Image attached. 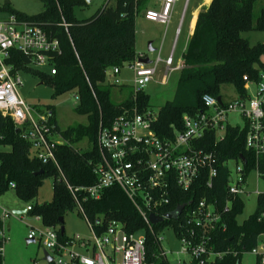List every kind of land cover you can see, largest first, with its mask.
I'll return each instance as SVG.
<instances>
[{
  "label": "trees",
  "instance_id": "1",
  "mask_svg": "<svg viewBox=\"0 0 264 264\" xmlns=\"http://www.w3.org/2000/svg\"><path fill=\"white\" fill-rule=\"evenodd\" d=\"M41 2L43 10L38 14L19 11L10 2L2 10L41 25L52 37L60 40L63 53L56 58L57 73L52 75L34 70L27 65L30 57L24 54H16L13 61L17 68L32 71L51 86L53 97L75 90L78 102L74 110L86 115L87 122L62 129L55 118L56 107L46 105L52 112L51 120L65 139L56 149L59 169L54 162L45 163L33 156L31 143L21 137V130L15 122L0 112V146L9 148L0 150V196L12 189L11 183H15L18 197L32 205V210L27 213L40 215L43 225L56 229L60 240L64 241L69 236L66 230L61 232L64 221L61 222L60 218L79 209L67 184L84 187L98 180L92 160L99 154L97 136L100 124L109 126L124 112L152 109L145 90L136 93L133 85H118L109 76H113L114 67H123L141 56L136 47V19L141 11L154 4L151 0H105L91 17L79 19L76 8L84 5L85 0ZM64 22L68 27L62 24ZM248 31L264 32V0H212L199 12L194 33L182 55L184 66L180 70L175 96L161 107L154 122L159 136L172 138L175 130L183 128L185 115L206 110L204 94L224 99L223 89L232 86L237 96L249 95L244 76L259 80L264 71V42L251 44L243 36ZM246 136L247 123L242 126L228 124L225 139L221 142H215V135H209L207 147L215 151L219 159L213 187L209 188L205 179L198 180L189 191L174 186V198L164 211H174L182 204L191 200L196 203L203 197L224 201L230 176L225 163L229 160L239 161L243 157L247 172L258 164L264 179V155L257 157L246 148ZM84 138L89 139L91 147L77 148L75 145ZM49 177L55 178L53 198L39 203V190ZM77 195L85 214L98 230L105 228L103 224L112 219L121 221L129 232L147 228L138 209L119 186L104 189L97 199L88 197L84 191L77 192ZM244 207V199L237 198L225 215L226 230L218 234L215 244L219 250L232 248L240 253L237 256L227 254L217 264H242L241 252L253 248L264 233V220L260 219L264 213V192L257 196L255 211L241 222L239 216ZM102 219L103 224H98ZM172 224H176L175 219L160 222L155 228ZM147 237L149 249L155 248L153 235L148 232ZM3 261L4 254L0 253V264ZM257 264H260L259 258Z\"/></svg>",
  "mask_w": 264,
  "mask_h": 264
},
{
  "label": "built area",
  "instance_id": "2",
  "mask_svg": "<svg viewBox=\"0 0 264 264\" xmlns=\"http://www.w3.org/2000/svg\"><path fill=\"white\" fill-rule=\"evenodd\" d=\"M179 1L151 0L154 5H149L143 11L144 17L168 28ZM187 4L188 0L176 29V38L167 55L162 40L154 49L153 57L141 54L131 63L125 64L133 73L132 85L136 93L144 90L152 81L166 83L173 71L183 68L181 59L176 63V44ZM62 24L68 27L67 23ZM18 53L30 57L27 65L31 68L48 66V73L55 75L58 70L56 58L63 53L61 42L41 25L22 20L16 14L10 13L0 19V112L10 117L21 130V137L31 143L33 156L45 163L54 162L59 167L56 149L65 139L51 120L52 112L47 108L32 106L22 96L20 90L24 80L21 72L24 69L17 68L13 61ZM146 57H150V63L140 60ZM123 67L113 68L111 81L119 82L116 75ZM161 67L164 73L162 79L157 80ZM244 80L248 96L227 100L222 98V102H219L213 95L204 94L206 110L196 115H185L183 128L175 130L172 138L157 134L154 122L159 112L152 109L124 112L109 126L101 123L97 136L99 154L92 160L97 182L84 187L67 184L92 231V237L85 239L74 235L62 241L56 229L44 225L43 230L31 231L29 238L38 240L44 251L56 252L58 258L52 257L54 264H217L227 254L237 256L240 253L238 250H219L215 244L218 234L226 230L225 215L230 212L235 200L239 197L245 199L252 193L248 191L249 176L254 171L259 179L263 178L258 164L253 170H245L243 157L239 161L229 160L225 163L230 176L224 201L208 197L196 203L191 200L175 219L176 224L165 225L161 229L155 228L156 224L152 223L150 216L156 214L164 217L163 221L170 220L167 214L172 211L164 210L174 198V186L189 191L198 180L205 179L206 185L213 187L218 175L219 159L215 151L207 147V138L215 135V142L225 139L231 113H238L247 123L246 148L257 157L264 155V71L257 81L251 80L248 75L244 76ZM230 161L236 162L235 171L230 168ZM112 186L123 189L147 228L129 232L121 221L112 219L103 224L102 219L98 224H103L105 228L98 230L88 219L77 192L84 191L88 197L97 199L104 189ZM10 187L15 189L16 184L11 183ZM192 203L194 205L187 210ZM31 210L32 205H28L27 212ZM12 214L4 210L0 223ZM37 219L42 221L40 215H37ZM260 219L264 220V213ZM167 228L174 232L179 242L177 251L173 249V243L166 239ZM148 232L154 237L153 249H149ZM6 239L2 231L1 254H4ZM241 253H251L259 258L260 264H264V233L253 248ZM47 263L50 262L44 260V263H40L34 259L31 264Z\"/></svg>",
  "mask_w": 264,
  "mask_h": 264
},
{
  "label": "rangeland",
  "instance_id": "3",
  "mask_svg": "<svg viewBox=\"0 0 264 264\" xmlns=\"http://www.w3.org/2000/svg\"><path fill=\"white\" fill-rule=\"evenodd\" d=\"M105 0H85L84 5L78 6L76 8V15L79 19H85L91 17L98 9L102 7ZM197 0H188L187 9L185 11L184 23L181 27V33L178 37L177 52H176V63L181 59V51L184 46L185 36L188 28V21L191 15V11L195 6ZM205 1V0H203ZM10 2L12 7L19 11H23L28 14H38L43 10V4L41 0H0V19L5 18L10 12L2 10V7ZM209 2V0H207ZM212 2V0H211ZM210 2V3H211ZM209 3V5H210ZM186 0H180L174 11V16H176V26L179 25L180 17L184 11ZM143 14L141 11L137 16V48L138 50H145L152 57L153 52L148 51V45L153 41V46H159L165 35V50H169L172 46L174 38L169 42L168 36L164 32L165 26L162 30H154L151 36L143 34L140 25V16ZM173 16V17H174ZM176 32V31H175ZM243 36L248 38L251 44H256L258 42H264V32L263 31H248L244 32ZM152 37V38H149ZM264 58V57H263ZM34 70L39 72H48L49 67H32ZM164 73V68L161 67L159 73L156 77L157 80H161ZM21 76L24 80V85L21 88L22 96L27 100L32 106L45 108L46 105H54L56 107L55 118L62 129H65L71 125L78 123H86L87 116L78 114L75 112V106L78 102V95L75 90L63 93L57 97H53L54 89L44 83L42 79L32 73V71L22 70ZM180 76V71H173L169 80L166 83H161L159 81H152L146 87L145 91L150 97V105L153 111L159 112L162 106L166 105L173 100L175 96V90L177 81ZM119 79L118 85L132 86L134 78L133 73L128 69L127 66L123 67L121 72L116 75ZM109 78H113L112 75ZM127 89H125L124 94H126ZM224 99H232L237 97V92L232 86H228L223 89ZM119 97L117 96V99ZM229 122L232 125H244V120L238 113H231L229 115ZM79 149H89L91 143L88 138L82 139L75 145ZM8 147L0 146V150H8ZM230 168L235 171L236 162L230 161ZM55 182L54 177H49L45 180L44 185L40 188L37 201L39 203H44L51 201L53 198V185ZM248 191L252 193L249 196L244 197L245 207L242 214L239 216V221H244L247 219L257 207V191L264 192V179L258 178L256 172H252L248 179ZM31 205V204H29ZM28 203L21 200L16 194L14 189L8 190L6 193L0 196V215L4 210L12 212L14 209L27 208ZM64 227L68 236L79 235L82 238L89 239L92 237V231L86 221V219L80 214L79 209L76 208L74 211H69L64 218ZM6 233V242L4 246V264H31L34 259H37L40 263H44V249L38 240L28 241L29 234L31 231L43 230L44 225L40 219H37V214L23 213V214H12L4 222V228ZM2 232V227L0 226V233ZM165 236L167 240L173 243V249L179 250V242L175 237L174 232L167 228L165 229ZM49 254L57 259L58 255L54 251H50ZM65 257V256H64ZM258 258L251 254L245 253L242 255V264H257Z\"/></svg>",
  "mask_w": 264,
  "mask_h": 264
},
{
  "label": "crops",
  "instance_id": "4",
  "mask_svg": "<svg viewBox=\"0 0 264 264\" xmlns=\"http://www.w3.org/2000/svg\"><path fill=\"white\" fill-rule=\"evenodd\" d=\"M211 2V0H209V2H207V0L203 1V0H197L196 3H195V6L194 8L192 9L191 11V15L189 17V21H188V28H187V32H186V36H185V43H184V46L182 47V51H181V60H182V55L184 53V51L186 50L187 48V45L189 43V40L191 38V36L193 35L194 33V29H195V26H196V22H197V18H198V14L199 12L204 9V8H207L209 6V3ZM140 18V25L143 26L142 28V33L143 34H147L148 36H151L150 34L153 33L154 30H157V29H161L162 30V27L164 25L162 24H158V23H154V22H151V21H148L145 17H144V14H141V16L139 17ZM185 19V17H184ZM176 16L173 17V20H172V23L170 24V26L168 28H165L164 32L166 34V37L168 36V40L169 42L174 38H176V29L178 26L175 27L176 25ZM138 21V20H137ZM183 23H184V20H183ZM182 23V25H183ZM136 25H137V22H136ZM162 26V27H160ZM182 27V26H181ZM137 33H138V28H137ZM181 33V32H180ZM180 36V34H179ZM178 36V37H179ZM149 38H152V37H149ZM165 35H164V38L162 39L163 40V44L165 45ZM173 40V42H174ZM162 42V41H161ZM150 43H152V47L155 49L156 47L158 46H153V41H151ZM161 44V43H160ZM173 44V43H172ZM177 44H178V38H177ZM177 44H176V52H177ZM137 47V46H136ZM172 47V46H171ZM171 47L169 48V50H165V47H164V53L167 55L171 49ZM137 51L138 53L140 54H148V52H146L145 50H138L137 48ZM153 52V51H152ZM150 56V54H149ZM180 71V70H179ZM27 212V211H26ZM1 216V215H0ZM9 218V217H8ZM5 222V220H4ZM4 222H1L0 223V226L2 227V231L5 233V230L3 229L4 228ZM6 234V233H5ZM40 243V242H39ZM44 256V255H43ZM45 260V259H44Z\"/></svg>",
  "mask_w": 264,
  "mask_h": 264
},
{
  "label": "water",
  "instance_id": "5",
  "mask_svg": "<svg viewBox=\"0 0 264 264\" xmlns=\"http://www.w3.org/2000/svg\"><path fill=\"white\" fill-rule=\"evenodd\" d=\"M88 1H90V0H88ZM148 51L149 52L154 51V48L152 47V43H149V45H148ZM140 60L143 61L144 63H150L151 62L150 57L140 58ZM217 99H218L219 102H222V96H218ZM185 207H186V204H182V205L178 206L176 210L168 213L167 214V217L170 218V219H176L179 216V214H181L183 212V210L185 209ZM26 211H27V208L14 209L12 211V213L13 214H23V213H26ZM150 218H151L152 223H154V224H158L160 222H163V220H164V217L159 216V215H156V214H151ZM60 221L63 222L64 221V218L61 217L60 218ZM61 232L62 233L65 232L64 225L61 228ZM28 241H35V240L29 238ZM44 255H45L44 256V259L47 262H52L53 258H52V256L49 254V252L47 250L44 251Z\"/></svg>",
  "mask_w": 264,
  "mask_h": 264
}]
</instances>
